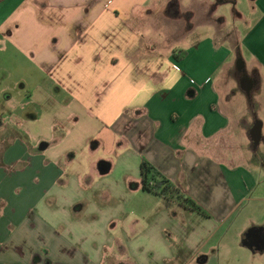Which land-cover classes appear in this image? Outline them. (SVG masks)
<instances>
[{"label":"crops","instance_id":"1","mask_svg":"<svg viewBox=\"0 0 264 264\" xmlns=\"http://www.w3.org/2000/svg\"><path fill=\"white\" fill-rule=\"evenodd\" d=\"M184 10L0 0V53L26 59L0 80V114L18 128L0 145V264H264V248L242 244L254 233L264 245V161L234 139L251 147L254 119L230 75L247 54L262 77L264 0L225 48L218 23L201 37ZM230 145L242 152L224 155ZM143 160L206 214L142 190Z\"/></svg>","mask_w":264,"mask_h":264},{"label":"rangeland","instance_id":"2","mask_svg":"<svg viewBox=\"0 0 264 264\" xmlns=\"http://www.w3.org/2000/svg\"><path fill=\"white\" fill-rule=\"evenodd\" d=\"M198 1L199 2H196V0H180V7L181 9L184 8V11H194L193 22L191 23L194 24L193 26L195 30H199L201 37L203 36L207 37L208 39H212V24L218 23L221 26L222 31L218 29V33L215 35V37L216 39L221 40V42L223 41V44L227 43V45H222V47L224 48L226 46H230L242 36L246 28L249 27L251 18L254 17L251 14L248 18L242 17L244 15L246 16V12L248 11L252 13V0H224L217 3V0H204L203 2H201L202 0ZM201 18H204L206 24H199L201 22ZM196 37L197 35L194 34L191 36V39L194 40ZM234 56L235 54L232 58H234ZM25 60L26 59L22 55L12 51V49H10L7 54L0 53V80L2 79L8 81L10 79L8 73H10L11 68H13L12 66H17L18 63H21V61L24 62ZM250 60L251 59L249 58V56L247 54H244L243 57H240L238 59V62L235 64L236 72L235 70L233 71V68H231L233 72L230 70V75L233 74L232 76L237 75L240 78L244 77L250 78L252 80L253 86L250 91H241L237 86V83L235 89H232L234 88L235 82L232 84L233 81H231L227 88H225V92L231 94V89L233 91H236L234 97L236 98L235 101L237 109L241 114L244 113L245 119H259L260 121H262L263 138L262 142L255 149V151H252L245 135H242V133L240 132H235L234 134V139L236 141L245 142V145H247L246 148L243 149L244 153L252 156L256 162H262L264 161V72L261 70L262 77L259 80V78L255 75V71L252 70L253 67L252 65H250ZM16 77L17 76L15 75V77H11V79H15ZM10 99L11 102L12 100L14 102L15 100H17L12 94ZM17 105L18 106L14 109V111L17 112L19 116L27 118L26 116H24V113H26L27 109H24L22 106H20V102ZM1 108L3 107L0 106V111ZM5 111L6 109H3L2 112L5 114ZM34 112L36 111L34 110ZM0 123V145L4 143L8 144L15 135L12 134L10 136H3V129L8 126L10 128H13V130H17L18 128L15 125L11 124V118L6 115L0 114ZM229 140L234 142L232 139ZM222 152L226 156L232 154L231 152H234V154L237 153L236 155H239V152H242V150L240 151L237 148L232 149V145H230L228 148H224Z\"/></svg>","mask_w":264,"mask_h":264},{"label":"trees","instance_id":"3","mask_svg":"<svg viewBox=\"0 0 264 264\" xmlns=\"http://www.w3.org/2000/svg\"><path fill=\"white\" fill-rule=\"evenodd\" d=\"M140 187L142 190L160 196L166 200H176L180 205L203 215L206 212L192 199L185 197L181 191L151 164L143 160L140 164Z\"/></svg>","mask_w":264,"mask_h":264},{"label":"water","instance_id":"4","mask_svg":"<svg viewBox=\"0 0 264 264\" xmlns=\"http://www.w3.org/2000/svg\"><path fill=\"white\" fill-rule=\"evenodd\" d=\"M243 78L240 80V86L242 90H244L245 92H249L253 86V82L250 78H244V79ZM261 130H262V121H260L259 119H254L252 127L248 131V137L251 142V147L253 150H255L260 143ZM256 239H257V235H254V233L252 234L249 233L246 235V238L242 241V244L248 247L249 249H252V247H255L257 250L264 248V245L259 247V245L256 242Z\"/></svg>","mask_w":264,"mask_h":264},{"label":"flooded vegetation","instance_id":"5","mask_svg":"<svg viewBox=\"0 0 264 264\" xmlns=\"http://www.w3.org/2000/svg\"><path fill=\"white\" fill-rule=\"evenodd\" d=\"M175 6H176V5H175ZM173 8H174V5H173ZM175 8H176V7H175ZM253 75H254V74H253ZM255 75H256V74H255ZM7 96H8V95H7L6 93H4V96H3V98H4V99H6V98H7ZM0 125H1V123H0Z\"/></svg>","mask_w":264,"mask_h":264}]
</instances>
